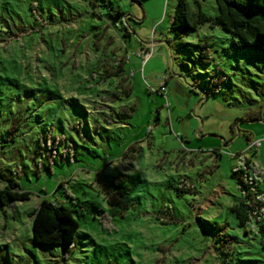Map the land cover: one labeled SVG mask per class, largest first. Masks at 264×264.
Here are the masks:
<instances>
[{"label":"rangeland","instance_id":"rangeland-1","mask_svg":"<svg viewBox=\"0 0 264 264\" xmlns=\"http://www.w3.org/2000/svg\"><path fill=\"white\" fill-rule=\"evenodd\" d=\"M176 3L0 0V189L30 195L0 205V264H264V114L247 120L264 111V53L208 24L173 35ZM16 84L78 109H10ZM41 200L79 224L65 258L32 243Z\"/></svg>","mask_w":264,"mask_h":264},{"label":"trees","instance_id":"trees-1","mask_svg":"<svg viewBox=\"0 0 264 264\" xmlns=\"http://www.w3.org/2000/svg\"><path fill=\"white\" fill-rule=\"evenodd\" d=\"M217 15L214 18L205 16L199 9L191 11L185 0H177L170 32L175 36L188 35L201 26L208 24L211 28L218 27L232 38L230 46L233 50L264 53V0H215ZM35 88H26L16 84L19 103L10 109H78L72 100L67 101L54 89L45 84H36ZM68 105V106H67ZM264 111L252 114L248 121H260ZM242 190V189H241ZM29 193L18 190L15 185H7L0 189V205L7 207L14 202L29 200ZM76 205L85 213L101 217L100 212L93 206L76 200ZM239 226L243 227L252 212L244 203L231 208ZM32 225V243L43 248L59 247L64 252H71L79 227L71 210L56 202L41 200L36 209L29 213Z\"/></svg>","mask_w":264,"mask_h":264},{"label":"built area","instance_id":"built-area-1","mask_svg":"<svg viewBox=\"0 0 264 264\" xmlns=\"http://www.w3.org/2000/svg\"><path fill=\"white\" fill-rule=\"evenodd\" d=\"M149 52H144L143 53V62H145L147 60V58L149 57Z\"/></svg>","mask_w":264,"mask_h":264}]
</instances>
